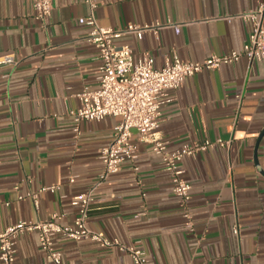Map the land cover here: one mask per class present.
Masks as SVG:
<instances>
[{
  "label": "crops",
  "instance_id": "obj_1",
  "mask_svg": "<svg viewBox=\"0 0 264 264\" xmlns=\"http://www.w3.org/2000/svg\"><path fill=\"white\" fill-rule=\"evenodd\" d=\"M261 6L264 0H99L95 16L116 29L181 24L179 32L161 29L159 38L115 40L162 67L174 55L202 62L240 49L252 30L242 15ZM89 13L84 0H53L42 26L33 0H0V56L14 53L17 60L0 64V232L55 214L61 224H72L79 210L73 198L100 181L101 150L120 118L85 120L77 135L69 113L80 106L84 88L99 87V49L87 39L90 27L79 22ZM167 99L158 131L170 149L228 142L181 161L192 184L193 229L161 157L136 131L138 158L96 187L89 227L143 249L156 264H264V59L205 68ZM51 186L56 190L40 191ZM30 192L38 194L37 203ZM54 245L66 264H134L126 251L90 239L56 235ZM16 249L15 264H53L36 230L21 233Z\"/></svg>",
  "mask_w": 264,
  "mask_h": 264
},
{
  "label": "built area",
  "instance_id": "obj_2",
  "mask_svg": "<svg viewBox=\"0 0 264 264\" xmlns=\"http://www.w3.org/2000/svg\"><path fill=\"white\" fill-rule=\"evenodd\" d=\"M90 8L86 17L79 22L90 27L87 35L89 42L94 44L100 53L98 70L99 87L84 88L79 94L80 106L70 110L74 121V131L81 133V124L85 120H100L108 116L119 117L114 128L112 141L101 150L104 170L100 181L90 190L76 195L73 204L79 206L78 216L72 224H61L57 221L60 215L55 214L50 220H23L7 227L0 232V261L2 264H15L17 237L26 231H38L41 249L53 264H66L62 252L54 245V237L62 235L75 240L90 239L105 247H118L126 251L134 264H156L150 261L147 253L133 244L122 243L118 238H110L103 231L94 230L88 225L89 208L93 201L96 187L110 175L121 170L125 161L135 162L138 158V144L132 140L134 132H138L140 141L150 143L153 150L161 157L164 169L170 174L173 191L183 208L186 226L194 227L193 215L189 202L192 184L185 178L181 161L186 156L196 155L200 151L218 143L225 146L228 142L206 140L204 142H185L175 149H170L159 135L162 108L167 102L170 90L178 89L183 82L203 69L218 68L223 64H231L247 57L250 61L264 59V7L244 13L247 21L252 23L248 40L240 49L225 55H212L202 62H185L177 55L167 57L162 67L155 65V59L148 53L136 55L128 44H116L118 37L127 34L142 39L151 33L159 38L160 30L174 27L180 31L181 24L175 23H130L123 28L101 25L95 10L99 0H84ZM35 17L46 26L53 10V0H33ZM14 53L0 56V64H16ZM138 169V167H135ZM57 186L42 187L40 191L56 190ZM37 203V193H28ZM25 195L19 194L23 199Z\"/></svg>",
  "mask_w": 264,
  "mask_h": 264
},
{
  "label": "water",
  "instance_id": "obj_3",
  "mask_svg": "<svg viewBox=\"0 0 264 264\" xmlns=\"http://www.w3.org/2000/svg\"><path fill=\"white\" fill-rule=\"evenodd\" d=\"M263 136H264V130L262 131V133H261V135L259 137V142H260V140L262 139ZM259 142H258V144H259Z\"/></svg>",
  "mask_w": 264,
  "mask_h": 264
}]
</instances>
